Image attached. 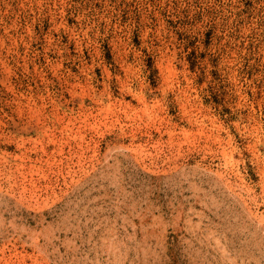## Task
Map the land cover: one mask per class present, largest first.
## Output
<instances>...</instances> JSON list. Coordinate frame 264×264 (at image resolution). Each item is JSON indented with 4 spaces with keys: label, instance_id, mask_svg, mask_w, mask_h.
<instances>
[{
    "label": "rangeland",
    "instance_id": "rangeland-1",
    "mask_svg": "<svg viewBox=\"0 0 264 264\" xmlns=\"http://www.w3.org/2000/svg\"><path fill=\"white\" fill-rule=\"evenodd\" d=\"M0 264H264V0H0Z\"/></svg>",
    "mask_w": 264,
    "mask_h": 264
}]
</instances>
